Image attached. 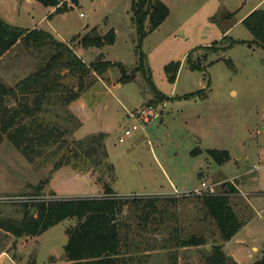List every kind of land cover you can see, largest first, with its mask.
<instances>
[{
    "label": "rangeland",
    "instance_id": "1",
    "mask_svg": "<svg viewBox=\"0 0 264 264\" xmlns=\"http://www.w3.org/2000/svg\"><path fill=\"white\" fill-rule=\"evenodd\" d=\"M30 1L0 0V18L12 26L52 33L87 64L102 53L105 61L120 63L128 72L136 67L130 0H78L77 6L49 20L46 8ZM161 1L169 15L143 40L145 73L138 71L124 84L119 83L117 67L99 75L91 73L81 96L68 106L80 126L67 140L104 133L106 163L113 172L105 173L103 167L84 162L64 165L49 177L60 154L55 159L46 155L29 161L4 140L0 144V198L24 199L22 194L32 192L46 179L37 200L101 198L107 183L114 197L126 200L117 218L125 237L121 251L132 259L131 264H206L202 247L176 246L177 238L190 235L203 236L206 250L214 244L222 246L231 264H252L264 250V49L247 44H235L225 51L221 48L231 40H252L237 21L255 6L264 10V0ZM92 29L100 36L112 29L114 43L100 50L82 48L79 39ZM77 34L79 38L70 42ZM48 55L46 48L18 44L0 59V83L14 85ZM223 59L230 60L235 71ZM177 61L176 80L169 84L164 66ZM148 80L170 99L153 106L158 116L144 131L139 129L117 143L132 123L128 112L147 106L154 96ZM62 82L68 88L77 85V79L65 72ZM46 118L50 121V113ZM206 150L227 151L229 160L217 165ZM251 177L257 179L260 196L248 208L239 184ZM201 182L214 184L212 193L196 194ZM224 182L237 189V194L229 195V205L243 223L229 242L220 240L218 228L205 215L200 200L206 194H222ZM143 197L158 198L156 212L132 200ZM169 198L174 202L162 200ZM0 210V215L19 218L16 205L0 203ZM75 224L76 219H66L37 237L1 238L6 253L12 252L15 260L1 257L0 264L65 263L66 230Z\"/></svg>",
    "mask_w": 264,
    "mask_h": 264
},
{
    "label": "trees",
    "instance_id": "2",
    "mask_svg": "<svg viewBox=\"0 0 264 264\" xmlns=\"http://www.w3.org/2000/svg\"><path fill=\"white\" fill-rule=\"evenodd\" d=\"M34 1L45 8L54 9L46 16L47 19H51L53 15L64 14L78 5V0ZM129 11L136 35L138 59L136 67L130 72L120 63L105 61L102 53L98 54L97 60L87 64L76 55L67 42L58 40L52 33L42 29L12 26L0 18V59L20 43L35 48H46L49 54L42 65L14 85L8 87L0 83V144L5 140L29 161L46 155L55 159L60 154L59 159H55L49 177L64 165L72 163L82 165L84 162L92 167H103L102 171L105 173L113 172L112 166L106 163L108 155L104 145V133L87 135L73 142L67 140L66 136L80 126V122L69 111L68 106L81 96L86 88L85 80L91 73L99 75L110 67H117L121 74L119 79L121 84L132 81L138 71L145 73L146 57L141 49L143 40L165 21L169 9L161 0H130ZM231 15L232 13L228 14ZM241 24L252 35V40L248 42L231 40L221 50L230 49L235 44H247L264 49V10L254 9L241 20ZM78 38L77 34L70 39V42ZM114 39L115 34L112 29L104 36L98 35L92 29L90 33L79 39V44L85 49L100 50L104 45H112ZM208 48L218 50L213 46ZM223 61L235 71L230 60L223 59ZM179 67V61L164 66L169 84L175 82ZM190 67L200 69L198 64H191ZM64 72L76 78L77 85L68 88L62 82ZM148 81L153 87L154 96L147 102V106H155L170 99L157 91L150 80ZM60 111L63 112L62 115L59 114ZM49 113L50 121L46 118ZM197 151L201 152L199 149ZM205 153L217 165L229 160V154L224 150H206ZM47 181L48 179L41 181L32 192L21 196L39 197ZM103 188L104 196L101 198L8 203L18 207L19 218L0 215V229L16 239L25 236L37 237L50 227L74 218L76 224L66 230L67 241L63 246L65 260L63 264H131L132 259L125 258L121 251L125 237L123 239L121 236V225L117 218L121 213L122 203L126 200L114 197L115 194L107 183H104ZM221 188L222 194H206L200 200L205 215L215 222L220 240L228 242L243 223L238 220L229 205V195L237 193V189L230 182L222 183ZM132 200L144 203V207L149 208L150 212L157 211L155 203L159 201L158 198L143 197ZM162 200L174 202V198ZM148 213L149 211L146 210V214ZM175 243L178 248L202 247V257L206 264H231L222 246L214 244L206 250V240L203 236L190 235L187 238H177ZM49 262L53 263L54 259L50 258ZM252 264H264V250Z\"/></svg>",
    "mask_w": 264,
    "mask_h": 264
},
{
    "label": "built area",
    "instance_id": "3",
    "mask_svg": "<svg viewBox=\"0 0 264 264\" xmlns=\"http://www.w3.org/2000/svg\"><path fill=\"white\" fill-rule=\"evenodd\" d=\"M158 112L153 106H144L133 112H128V117L132 120V123L129 127H126L122 135L117 138V143H122L124 140L131 136L137 130H145V127L151 122V120L157 118ZM214 184H206L205 182H201L200 185L195 190V193L201 195L202 192H210L212 193V189ZM38 198H29L26 197L24 199L21 198H9L8 200L5 198H0V203H14V202H24V201H38Z\"/></svg>",
    "mask_w": 264,
    "mask_h": 264
},
{
    "label": "crops",
    "instance_id": "4",
    "mask_svg": "<svg viewBox=\"0 0 264 264\" xmlns=\"http://www.w3.org/2000/svg\"><path fill=\"white\" fill-rule=\"evenodd\" d=\"M28 1V0H27ZM31 1H34V0H31ZM30 1V2H31ZM79 3V2H78ZM256 8L253 7L250 11H248L243 17H241L237 22H240L241 23V20L246 16L248 15L251 11H253L254 9ZM53 8H50V7H47L46 8V15L50 14L53 12ZM47 19V18H46ZM49 20V19H48ZM28 29H31V28H28ZM62 41V40H60ZM64 42V41H63ZM119 85V84H118ZM75 104V103H74ZM73 104V105H74ZM252 170V169H251ZM251 170H248V171H245V174H248V172H250ZM240 188L242 189L243 191V194H244V199L247 203V206L248 208L251 207V205H255L258 201V198L260 196V193H259V186H258V183H257V179L256 177H251V179L249 181H245V179L243 180L242 183L239 184ZM240 189V190H241ZM237 194V193H235ZM247 208V209H248ZM235 236V235H234ZM233 236V237H234ZM8 237H13L12 235H10L9 233L3 231L0 229V258L1 257H5V256H9L13 261L15 260L14 259V256H13V253L10 252L9 255L6 253L1 241H3L4 239H7ZM232 237V238H233ZM1 238L3 240H1ZM231 238V239H232ZM229 242V241H228ZM249 257L252 258V256L250 255Z\"/></svg>",
    "mask_w": 264,
    "mask_h": 264
},
{
    "label": "water",
    "instance_id": "5",
    "mask_svg": "<svg viewBox=\"0 0 264 264\" xmlns=\"http://www.w3.org/2000/svg\"><path fill=\"white\" fill-rule=\"evenodd\" d=\"M31 213L33 214V210L31 211Z\"/></svg>",
    "mask_w": 264,
    "mask_h": 264
}]
</instances>
